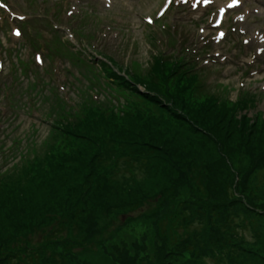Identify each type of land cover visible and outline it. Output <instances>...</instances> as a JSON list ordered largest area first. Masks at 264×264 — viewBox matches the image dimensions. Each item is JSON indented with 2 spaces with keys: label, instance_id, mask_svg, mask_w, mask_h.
Returning a JSON list of instances; mask_svg holds the SVG:
<instances>
[{
  "label": "rangeland",
  "instance_id": "1",
  "mask_svg": "<svg viewBox=\"0 0 264 264\" xmlns=\"http://www.w3.org/2000/svg\"><path fill=\"white\" fill-rule=\"evenodd\" d=\"M10 1L23 5L27 11L20 13L34 22L51 15L45 26L64 28L58 35L70 57L66 53L56 60L55 52L52 69H46L50 77L45 65L36 64L31 67L35 76L29 71L17 82L18 66L0 64V264H224L228 255L234 264H264V5L257 0H238L232 7L234 0H168L165 6L163 0H124L108 9L95 0H69L74 7L68 0ZM56 12L63 14L62 24ZM28 30L36 48L45 35ZM158 50L172 62L190 61L198 51L183 68L199 62L200 70L193 72L208 80L203 91L218 95L227 107L240 96L254 95L256 107L247 113L256 130L241 129L236 119L245 118H231V113L225 120L203 116L204 128L114 88L117 79L110 73L133 81L135 74L147 73ZM35 80L50 86L33 87ZM203 91L195 100L206 99ZM180 97L200 110L197 101ZM68 99L72 104L64 103ZM103 109L113 115L102 116ZM139 109L145 115L151 110L153 125H144ZM69 115L67 123L78 122L87 138L61 129L62 117ZM250 119L245 120L253 126ZM157 128L163 140L152 134L144 145L141 137ZM93 138L110 141L102 144L108 154L100 165L93 160L99 152ZM179 158L189 162L174 166L171 161ZM91 164L97 175L111 168L113 175L91 192L100 194L97 211L92 217L62 211V200ZM51 189L59 200L56 213L40 215L41 221L15 213L16 202L28 195L52 203Z\"/></svg>",
  "mask_w": 264,
  "mask_h": 264
},
{
  "label": "trees",
  "instance_id": "2",
  "mask_svg": "<svg viewBox=\"0 0 264 264\" xmlns=\"http://www.w3.org/2000/svg\"><path fill=\"white\" fill-rule=\"evenodd\" d=\"M145 80H143L144 82ZM146 85H147V91L144 92H137L139 94H143L145 96V99L148 100L150 103L152 104H157L159 106H161L162 108H164L165 110H167L168 112H171L172 114L174 113L175 115H179V116H183L185 115L186 118H190L191 120H193L197 125H201V127H206L207 123L206 121L203 119V116H207L212 120V118L214 119H218V120H225L226 118H230V112L227 110L226 107L224 108H218L216 107H210L207 106L205 104H201L200 106H197L198 109L200 110H192L183 100L182 98L179 96H169L168 93H166L167 91H164L163 89L157 87L158 83L155 80V76H150L149 79H146ZM153 91L156 94H160L163 96L164 100H161L160 97H157L155 95L150 94L149 91ZM187 102H189V100H186ZM176 103H178L176 105ZM197 105V104H196ZM175 106L177 108L178 111H175ZM194 111V112H193ZM194 113H197V117L194 118ZM173 114V116H174ZM233 114V113H231ZM236 114H233L231 118H233ZM224 121L218 123L219 125H222ZM143 123H145L144 125H153V122L151 120L150 123H147V121H144ZM123 124V123H122ZM119 125V124H118ZM236 125H238L239 127H241V129H248V130H256L255 126H250L248 123V120L245 119H241V118H237L236 119ZM80 124L79 123H71V127H70V131L76 135L78 134H83L84 138H87L89 135L86 133H82V131L79 128ZM122 129L125 128L124 125L121 126ZM158 131H150L146 136H142L141 137V141L142 143L145 145V139L148 138L149 136L153 135H157L159 137V139L163 140L160 135V133L162 134L163 131L160 128H157ZM81 132V133H80ZM69 133V132H67ZM164 138V137H163ZM94 139V138H93ZM167 141L172 142V140H168L165 139ZM136 143H140V141H136ZM134 143V144H136ZM94 144L95 147L97 148L98 145H100V148L98 147V151L95 154V157L93 158V160L95 161L96 158H98L99 160L96 162L97 164H99L101 161H105L106 157H104V152H106L108 154V148H106V150L104 149L105 147L103 146L104 144H107V146L110 144V141L106 138L105 141L102 142V144L94 139ZM258 148V147H255ZM255 148L253 150H255ZM249 149L251 150L252 148L249 147ZM263 152L262 156H261V161L264 160V149L261 150ZM183 154L181 151H179V155ZM176 160V161H175ZM173 159L171 161V163L177 166L181 163V162H185L188 163L189 161H187L186 158H179V159ZM56 164V163H55ZM100 165V164H99ZM56 167V165H55ZM91 169H88V173L85 174L84 179L81 177L80 179H82V182L79 181H75L72 191H71V196L70 194H68L61 202V210L65 211L67 209H72L73 212H75L76 215H84V216H90L92 217V214L94 212L97 211L99 204V199H97L99 192L96 191V193H91L94 189V186L98 184L102 185H107L109 183V180L105 177L108 176H112L111 174L112 172V168L111 169H107L109 171L108 174H102L99 173L97 175V168H95V165L91 164L90 165ZM111 174V175H110ZM97 175V177H96ZM95 177V178H93ZM56 180V176L53 180V182ZM104 180V183H103ZM114 180V179H113ZM78 182V183H77ZM88 182H91V184H88ZM55 183L49 185L52 186ZM80 188L83 189V191H78L80 190ZM85 188V189H84ZM49 194L53 195V202L49 203L46 199H39L37 196L34 195H28V199L23 198L22 201L20 202H16L15 208L20 207V209H16L15 213L18 214H22L24 215V217L26 218L27 216H37L38 219L41 221L43 220L42 218H40V215H43L44 217H49L46 213L50 212L51 214L56 213V207L59 204V200L56 199V197H58L56 195V189H51L49 191ZM50 197V196H49ZM22 209V212L20 211ZM2 230H6L5 229V225L2 223ZM12 238V237H11ZM9 238H7L8 240ZM235 244V242H233ZM225 256V253H223ZM219 256H223V255H219ZM231 257H234L236 259V255L233 254L231 255ZM199 258V256H198ZM203 257H200V261H202ZM229 260V255L227 256V259L225 261L224 264H234V260ZM42 264V263H40ZM196 264H201L199 262H196ZM203 264H205V262H203Z\"/></svg>",
  "mask_w": 264,
  "mask_h": 264
},
{
  "label": "snow or ice",
  "instance_id": "3",
  "mask_svg": "<svg viewBox=\"0 0 264 264\" xmlns=\"http://www.w3.org/2000/svg\"><path fill=\"white\" fill-rule=\"evenodd\" d=\"M169 2H171V0H169ZM204 2H205V3H209L210 0H204ZM236 2H238V0H234V3H236ZM229 7H232V5H229ZM221 11H223V10H221ZM69 15H71V13H69ZM160 15H164V12H160ZM20 19L23 20L24 17L21 16ZM148 22H149V23H152L151 20H149ZM14 34H15L17 37H19V36L21 35V32H20L19 30H16ZM220 35L223 36L224 34L221 33ZM40 60H41V58L39 57V55H37V61L39 62Z\"/></svg>",
  "mask_w": 264,
  "mask_h": 264
}]
</instances>
